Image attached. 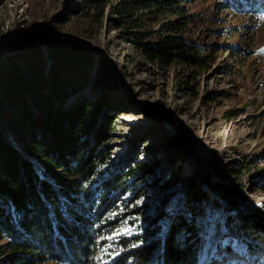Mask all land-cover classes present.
Here are the masks:
<instances>
[{"label": "rangeland", "instance_id": "rangeland-1", "mask_svg": "<svg viewBox=\"0 0 264 264\" xmlns=\"http://www.w3.org/2000/svg\"><path fill=\"white\" fill-rule=\"evenodd\" d=\"M180 5V16L164 10L129 20L117 0L105 6H86L82 0H0V69L8 60L22 65L34 57L46 73L55 61L48 49L65 46L80 62L73 71L79 86L72 101L81 95L100 98L104 111L115 115L105 140L109 159L94 181L103 175L121 182L126 172L133 173L104 212L105 222L116 223L104 238L98 263L120 253L118 240L163 229V222L154 226L147 219L163 193L171 191L173 200L182 196L193 209L183 206L181 212L189 221L196 215L194 223L203 234L195 264H264V230L256 231L253 222L259 218L264 225V8L224 6L221 0ZM166 37L198 45L206 63L189 62L177 50H168V63L144 52ZM3 85L0 77L5 111ZM237 169L242 173L235 178ZM177 170L187 181L163 188ZM230 184L240 189L242 201L220 196ZM135 189L141 193L137 198ZM198 189L217 205L207 200L202 210L193 205L190 198ZM133 207L137 213L124 214ZM174 208V203L165 207L168 213ZM237 212L245 216L240 219ZM125 229L127 234L109 239ZM5 242L0 238V260L8 257Z\"/></svg>", "mask_w": 264, "mask_h": 264}, {"label": "trees", "instance_id": "trees-1", "mask_svg": "<svg viewBox=\"0 0 264 264\" xmlns=\"http://www.w3.org/2000/svg\"><path fill=\"white\" fill-rule=\"evenodd\" d=\"M82 1L86 6H105L112 0ZM117 1L123 2L122 17L129 20L134 16L137 20L147 18L154 11L184 13L180 4L185 0ZM221 1L236 8H264V0H239L243 5L237 0ZM170 49L192 63L207 61L200 56L203 50L183 37H166L161 44L145 46L144 52L168 63ZM47 53L55 61L46 73L34 57L22 65L8 60L0 69L4 81L1 91L7 103L5 111L0 108V238L6 241L4 253L8 255L0 264H37L46 259L55 264H97L104 238L116 223L115 219L105 222L104 212L129 185L127 180L133 172H126L121 182L103 175L94 181L109 159L105 140L115 115L104 111L100 98L81 95L72 101L79 86L73 71L80 69L73 50L58 45ZM241 173L237 169L233 177ZM182 181L187 180L177 170L163 188ZM138 191L134 190L135 198L141 194ZM219 193L228 201L243 200L234 184ZM173 195L164 192L157 211L147 219L154 226L163 222V229L152 230L140 239L118 240L115 245L120 253L98 264H195L203 234L194 223L196 215L189 221L181 212L183 206L193 210L190 205L182 196L173 200ZM190 200L200 210L204 200L217 205L204 189H198ZM171 203L175 204L174 212L168 213L165 207ZM128 213H137V208L124 214ZM237 213L240 219L245 216ZM253 222L255 230H264L259 218Z\"/></svg>", "mask_w": 264, "mask_h": 264}, {"label": "snow or ice", "instance_id": "snow-or-ice-1", "mask_svg": "<svg viewBox=\"0 0 264 264\" xmlns=\"http://www.w3.org/2000/svg\"><path fill=\"white\" fill-rule=\"evenodd\" d=\"M123 234H127V230L125 229L123 232L117 233L115 236L113 237H109V239H116L119 235H123Z\"/></svg>", "mask_w": 264, "mask_h": 264}, {"label": "bare ground", "instance_id": "bare-ground-1", "mask_svg": "<svg viewBox=\"0 0 264 264\" xmlns=\"http://www.w3.org/2000/svg\"><path fill=\"white\" fill-rule=\"evenodd\" d=\"M1 53V52H0ZM125 122H127V123H130V124H135V122H133V121H131L130 119H128L127 121H125ZM233 144V143H232ZM239 144V143H238ZM228 146H229V144H228ZM231 146V145H230ZM230 156V155H229ZM228 161V160H227ZM184 203V202H183ZM187 204V203H186Z\"/></svg>", "mask_w": 264, "mask_h": 264}]
</instances>
